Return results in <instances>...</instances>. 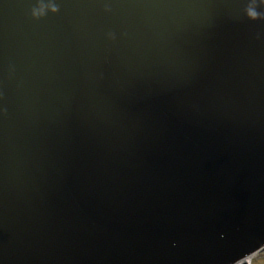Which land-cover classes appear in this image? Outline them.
Segmentation results:
<instances>
[{
    "label": "water",
    "instance_id": "95a60500",
    "mask_svg": "<svg viewBox=\"0 0 264 264\" xmlns=\"http://www.w3.org/2000/svg\"><path fill=\"white\" fill-rule=\"evenodd\" d=\"M263 246L264 0H0V264Z\"/></svg>",
    "mask_w": 264,
    "mask_h": 264
},
{
    "label": "rangeland",
    "instance_id": "374dc122",
    "mask_svg": "<svg viewBox=\"0 0 264 264\" xmlns=\"http://www.w3.org/2000/svg\"><path fill=\"white\" fill-rule=\"evenodd\" d=\"M261 261H264V256L263 257H258V259H252L250 262L251 264H260Z\"/></svg>",
    "mask_w": 264,
    "mask_h": 264
},
{
    "label": "snow or ice",
    "instance_id": "6c2138e0",
    "mask_svg": "<svg viewBox=\"0 0 264 264\" xmlns=\"http://www.w3.org/2000/svg\"><path fill=\"white\" fill-rule=\"evenodd\" d=\"M250 264H251V262H250ZM260 264H264V261H261Z\"/></svg>",
    "mask_w": 264,
    "mask_h": 264
}]
</instances>
